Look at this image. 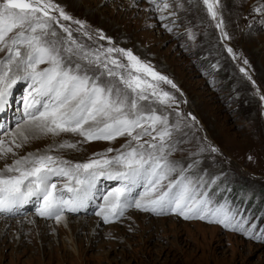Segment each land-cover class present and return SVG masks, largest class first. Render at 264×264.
Returning <instances> with one entry per match:
<instances>
[{
	"label": "rangeland",
	"instance_id": "1",
	"mask_svg": "<svg viewBox=\"0 0 264 264\" xmlns=\"http://www.w3.org/2000/svg\"><path fill=\"white\" fill-rule=\"evenodd\" d=\"M52 2L73 18L63 21L58 12L49 10L71 27L79 43L90 49L131 50L175 85H159L174 97L171 103L162 105L154 98L141 102L166 116L173 130L172 147L166 148L167 159L176 168L170 178L183 171L188 180L198 182L200 192L208 193L213 206L237 210L244 231L134 206L105 223L95 214L103 204L101 196L120 185L105 178L108 182L100 195L86 206L89 212H83L84 207L65 211L59 222L55 217L37 218V200L34 206L29 201L15 212L0 213L10 222L0 227V264H264V11H257L264 0H209L215 17L204 0ZM73 21L81 22V31ZM54 28L67 35L59 24ZM100 34L106 39L101 40ZM8 55L0 52V59ZM25 80L11 88L15 89L9 104L0 106V140L13 148L7 161L0 159V170L28 153L76 163L94 158L95 153L112 157L128 149L127 136L85 141L73 133L33 132L24 125L26 94L32 89ZM21 125L30 138L20 143L25 147L16 148L12 134ZM17 137L16 143L22 139L18 133ZM65 142L76 147L60 148ZM53 182L62 183L57 178ZM135 194L137 199L150 198L143 195L142 186ZM32 217L38 221L30 223L27 219Z\"/></svg>",
	"mask_w": 264,
	"mask_h": 264
},
{
	"label": "snow or ice",
	"instance_id": "2",
	"mask_svg": "<svg viewBox=\"0 0 264 264\" xmlns=\"http://www.w3.org/2000/svg\"><path fill=\"white\" fill-rule=\"evenodd\" d=\"M204 3L215 17L209 0ZM50 9L63 21L73 20L52 0H0V52L9 54L6 60L0 59V106L18 80L30 78L32 92L26 101L24 123L33 132L54 136L73 133L85 141L127 136L129 147L112 157L95 153L86 162L73 163L50 154L15 159L0 171V213L13 212L35 198L40 202L38 215L55 217L59 222L65 211L86 207L104 177L120 182L101 196L103 204L95 214L105 223L119 219L134 206L157 215L171 211L185 220H208L243 232V223L236 219L240 215L237 210L224 204L213 206L208 193L200 192L198 182L188 180L183 171L177 178H170L176 168L168 161L166 148L172 147L169 142L173 130L166 116L141 102L154 98L162 105L169 104L174 97L159 85H175L131 50L90 49L79 43L71 27L51 15ZM257 11H264V6ZM73 23L79 26L77 31L82 30L80 21ZM56 24L66 36L56 32ZM83 34L89 36L86 31ZM99 38L106 39L102 34ZM18 135L24 142L30 138L24 127L18 129ZM145 136L151 139L144 140ZM16 139L17 133H13L11 143L19 148L22 144ZM59 147L76 145L65 142ZM11 152L13 148L0 140V157ZM53 178L62 183L58 186ZM138 186L150 198L137 199Z\"/></svg>",
	"mask_w": 264,
	"mask_h": 264
},
{
	"label": "bare ground",
	"instance_id": "3",
	"mask_svg": "<svg viewBox=\"0 0 264 264\" xmlns=\"http://www.w3.org/2000/svg\"><path fill=\"white\" fill-rule=\"evenodd\" d=\"M231 6L232 7H235L236 8V6H235V4L233 5V3L231 4ZM24 49L22 48V51H23ZM2 56V55H1ZM1 56H0V58H1ZM25 82L27 83V85H29V84H32V81H31V79L30 78H28V79H26L25 80ZM32 88V87H31ZM15 88H13V89H11V91H10V93L14 90ZM27 92H29V94L27 93L26 95L28 96V98L30 97V94H31V92H32V89L30 90H28ZM9 93V94H10ZM9 94H8V97L6 98V103L4 104V105H8L9 103H8V99H9ZM23 97V96H22ZM16 98H18V95L15 97V100H14V103H17L16 101H17V99ZM25 116H26V114H25ZM24 125H25V123H24ZM20 126V128L21 127H25V126ZM5 126H7V125H5V124H3L1 127H2V130L3 129H5L6 127ZM9 126V125H8ZM6 130V129H5ZM17 133H18V131H17ZM29 137H30V135H29ZM2 138V137H1ZM17 139H18V137H17ZM20 141V142H19ZM19 141H17V143H22V139H20ZM22 146L23 147H25V144H22ZM40 153V152H39ZM38 153V154H39ZM29 154H34V153H28L27 155H29ZM10 154H7V157L6 156H2V157H0V159L2 158V161H7L8 159V156H9ZM27 155H25V154H23L21 157H23V156H27ZM34 155H37V154H34ZM4 157H6V158H4ZM6 163H9V165L10 164H12L11 162H6ZM2 170H4V169H1L0 171H2ZM111 181V180H110ZM107 180L104 178V177H102V178H100L99 179V181H98V184H97V187H98V189H99V191L96 193V195L94 196V197H96V196H99L100 195V191H101V189L105 186V184H107ZM136 190V189H135ZM143 199H144V197H142ZM141 199V198H140ZM31 202V201H30ZM82 209V208H81ZM17 209H15L13 212H15ZM91 210V208L89 207L88 209H87V207H84V209H83V212H89ZM40 215H37V218H40V219H42V217H39ZM33 218V217H32ZM67 220H69V218H66ZM30 223H33L32 221H35V220H37V219H32V220H30V219H27ZM38 221V220H37ZM16 222V221H15ZM18 222V221H17ZM39 222H42V221H39ZM46 222V221H45ZM45 222H43V223H45ZM9 223L10 222H8V221H6L4 218H0V227H1V229H3V227L5 226V225H9ZM47 223H49V222H47ZM36 232V231H35Z\"/></svg>",
	"mask_w": 264,
	"mask_h": 264
}]
</instances>
